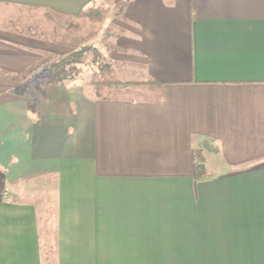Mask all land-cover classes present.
<instances>
[{"label": "crops", "instance_id": "1", "mask_svg": "<svg viewBox=\"0 0 264 264\" xmlns=\"http://www.w3.org/2000/svg\"><path fill=\"white\" fill-rule=\"evenodd\" d=\"M105 2L0 0V264H264V0H127L132 94L32 71ZM31 171L50 176V261L14 190Z\"/></svg>", "mask_w": 264, "mask_h": 264}, {"label": "rangeland", "instance_id": "2", "mask_svg": "<svg viewBox=\"0 0 264 264\" xmlns=\"http://www.w3.org/2000/svg\"><path fill=\"white\" fill-rule=\"evenodd\" d=\"M115 0H106L105 4L107 9L109 10V13L105 16V18L100 22H90L88 20H81L79 24L78 32H72L71 26L68 27L67 21H64V30L61 33L62 37L65 40V42L71 41L72 39H78L81 43V46L89 41V40H100L102 38L103 29L107 28L110 31L114 32L117 28L114 25L119 23V17L114 16L116 13V10L118 9V4L114 2ZM116 4V5H115ZM57 20V19H56ZM67 25V26H66ZM101 36V37H100ZM104 38V37H103ZM113 39L111 37H105L104 43H102L101 52L105 57L106 63L111 64V72L115 75V78H124L126 76L123 74V71L125 72V68L122 69L118 64L115 62L117 58H119V55L115 52L110 53V46L113 44ZM117 61V60H116ZM110 68V67H109ZM98 68L90 69V67H84L83 68V74L81 77H79L77 80L82 82V84H86L89 86H92L90 82L93 79V74L97 72ZM104 75L100 76L103 78ZM34 78V77H32ZM145 85H148L147 82H145ZM94 87V86H93ZM92 87V88H93ZM134 86H130L129 89H133ZM91 92L96 96H109L111 94V91L106 90L104 88H98L92 89ZM130 94L134 92V90L128 91ZM126 90L119 89L118 91H115L113 94H126L128 93ZM31 93V92H30ZM50 176H46L45 178L41 176V174L27 172L25 176L21 177V180L19 183H17L14 187L15 193L18 196H21L22 198L30 199L33 204L37 207L38 215L41 221V229H42V235L45 240V243H47L48 250V259L49 261L52 260L53 257V249L51 244H53L54 239V226H55V203L51 197L50 192L48 191V188L46 184L48 183V179ZM11 194V193H10Z\"/></svg>", "mask_w": 264, "mask_h": 264}, {"label": "trees", "instance_id": "3", "mask_svg": "<svg viewBox=\"0 0 264 264\" xmlns=\"http://www.w3.org/2000/svg\"><path fill=\"white\" fill-rule=\"evenodd\" d=\"M127 0L118 4V9L114 16H121L122 11L126 5ZM109 13L107 8H94L92 6L84 8L77 16L79 20H88L92 22L100 23L105 16ZM122 21V18L119 17ZM114 32L107 28L103 29L102 38L100 40H94L89 43H85L79 48L67 53L63 56H48L42 58L37 65L32 68V71L41 70V74L44 76L45 82L50 85H62L65 82H70L78 79L83 74L84 67H90V69L98 68L97 72L93 74V79L90 84L96 89L104 88L106 90L128 89L130 86L139 85V81L129 80L126 76L124 78H115V75L111 72V64L106 63L105 57L101 52L102 43H104L105 37L117 38L121 31V28H115ZM101 37V36H100ZM104 37V38H103ZM116 52L114 45L110 46V53ZM110 67V68H109ZM41 74H23L16 76V81H25L29 77L39 76ZM103 76L101 78L100 76ZM155 83V82H152ZM157 84V83H156ZM35 103L32 100L27 101L26 109L30 113H35Z\"/></svg>", "mask_w": 264, "mask_h": 264}]
</instances>
